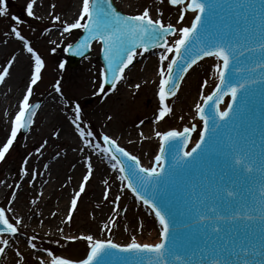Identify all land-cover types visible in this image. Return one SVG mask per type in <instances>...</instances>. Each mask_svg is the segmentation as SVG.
<instances>
[{
	"label": "snow or ice",
	"instance_id": "snow-or-ice-1",
	"mask_svg": "<svg viewBox=\"0 0 264 264\" xmlns=\"http://www.w3.org/2000/svg\"><path fill=\"white\" fill-rule=\"evenodd\" d=\"M169 3L184 6L179 16L181 22L187 12L194 14L190 26L177 28L171 23L165 24L162 19H153L147 8L140 14L124 15L113 5V0H82L81 10L74 22H62L63 33L71 34L77 29L85 33L83 41L76 46V54L82 55L84 50L91 49L93 42L102 46L107 70L102 73L99 93L105 95V85H110V90L115 91L117 85L125 79V70L133 65L137 55L142 56L154 48L163 49L159 55L157 95L160 107L156 116L157 123L173 113L169 100L177 95L189 70L206 57L218 61L215 64L218 83L214 91L210 95H202L204 104L195 106L197 115L204 122L198 142L179 155L181 148L187 149L196 125L186 126L182 131H157L155 135L162 143L151 167L143 166L139 157L128 152L108 135L102 136V147L92 130L89 128L86 131L81 126V108L79 104L75 105L76 116L72 123L83 144L93 151L98 150L97 154L103 153L112 170L119 173L121 191L129 189L138 201L154 213L160 225V240L157 243H140L132 237L130 243L121 245L111 238L100 240L93 235L66 237L70 241H86L88 253L85 258L74 261L54 256L49 251L50 264H116L117 259L120 264H264V126L261 127L260 150L257 151L256 140L252 139L253 132L244 124V104L249 90L257 86L264 96V0H259V7L256 6V0H169ZM35 4L36 0H30L27 4L29 16L34 15ZM9 14L7 0H0V17ZM12 19L17 24L22 23L18 17ZM60 20V16H54L55 22ZM213 26L215 31L210 30ZM12 32L24 41L27 52L34 59V65L10 137L0 147V162L5 160L6 154L13 148L18 133L29 129L34 123L40 104L33 106L30 98L34 86L42 79V69L45 67V61L21 32L16 27L12 28ZM169 37L175 39L170 42ZM67 47L68 50L73 49L71 44ZM138 49L142 51L138 53ZM14 61L15 57L0 72V84L10 75ZM59 67L63 69L64 64L61 63ZM207 84L204 81L203 86L207 87ZM135 87L139 89L140 84ZM55 90L61 92L59 82ZM226 96L231 97V103L225 110H220L219 106ZM223 128H230L234 133L228 137L226 151L223 153L227 157L228 167L246 179L258 176L257 186L254 191L244 189L231 177L217 178L215 172L205 171L200 180L191 185L193 201L189 211H195L192 222L185 225L188 229H196L198 236L190 242V247L181 248L173 231L174 216L166 200L167 189L182 171L199 170L204 161L211 159ZM169 153H172L175 161L171 167L167 166L166 160ZM27 163L25 160L24 164ZM86 166L87 174L83 177L79 191L71 199L67 222L72 221L77 202L93 175L91 157L87 158ZM28 174L24 169L23 175ZM32 178L35 179L34 174ZM16 187L19 188V185ZM107 195L106 191L105 199ZM15 199L14 192L12 200ZM119 200L120 196H117L113 202L116 212L120 211ZM11 210L9 207L8 211ZM21 222V219H16L15 223L10 222L5 208L0 207V257L5 256L6 250L10 248V240L4 238V235L15 238L20 232ZM114 227L115 218H110L103 225L108 233ZM36 239V236H31L28 245L40 251L33 242ZM117 253L131 256L117 257ZM16 255L22 264L23 256L18 249ZM40 264H45V261L40 260Z\"/></svg>",
	"mask_w": 264,
	"mask_h": 264
},
{
	"label": "rangeland",
	"instance_id": "rangeland-1",
	"mask_svg": "<svg viewBox=\"0 0 264 264\" xmlns=\"http://www.w3.org/2000/svg\"><path fill=\"white\" fill-rule=\"evenodd\" d=\"M70 1L74 0H48L47 12H45L46 15L34 14L33 16H29L27 14L26 7L30 0H7L10 14L6 17H0V72H2L3 66L6 63L11 61L13 57L16 58L19 51L24 50L28 55H31L27 52L24 42L18 39L12 32V28L16 27L34 48V50L45 61V67L42 69V80L34 88L33 96L30 98V103L32 105L40 103L42 109V106H44V103L48 98L56 99V101L58 99L63 107L65 119L71 121H73L76 116L74 111L75 105L79 104L81 108V120L83 121L81 126L84 127L86 131L90 128L95 134V139L99 141L103 147L104 145L101 139V133L104 132L107 127L113 132H119L122 130L126 131L127 129L141 130V126L146 119H149L150 117L153 119L157 116L160 107L157 95L158 84L153 83L151 86L150 84L145 83L140 86L139 89L133 88L128 92V88L121 85L123 82L122 80L115 91L105 88L107 95L99 93V87L103 80L102 73L104 72L99 61V54L101 51V45L99 43H95L93 45L91 57L81 61L76 68L68 67L66 65L67 46L69 44H74L78 40L82 34V30H73L71 34L65 33L62 39L53 43L48 40L45 32L53 24L62 26L61 22H63V19H61L60 22H55L54 16L58 15L60 18L62 15L64 16V14H66L69 10ZM152 4H157L160 7V11L157 15L151 14L153 19L159 18L162 19L165 24L171 23L173 25L174 17L179 20V16L181 14L180 10L170 6L168 0H163V2H161V0H141L137 5L128 9V11H123L115 4L114 5L117 7L118 11L125 15H136L142 13L145 8L150 9ZM53 5L55 7H53ZM51 6L53 7V11L50 14L49 10ZM161 13H163V15H160ZM12 17H18L22 23L17 24ZM191 19L192 15L190 13H186L184 21H178L180 22L178 28L182 26H189ZM174 39L175 37H169L170 42ZM8 40L9 42H7ZM5 44H8L6 52L3 50V48H5ZM53 49H55V51H53ZM162 52L163 50H157L149 56L157 55L159 57ZM135 59L136 64L128 71V73H137L139 76L141 68L137 64L142 59V56L137 55ZM61 63L64 64L63 69L59 67ZM165 64H167V62H165ZM157 66H159V60L157 62ZM29 74L31 75V72L28 73L23 85H21L18 90L17 96L21 94L23 95V92L25 93L30 82ZM213 76H216L215 72ZM57 82H59L61 87V92L59 93L55 90ZM1 86L2 84H0V89ZM203 87L204 86L202 85L201 88ZM121 94L126 97L127 101L126 103H123L124 111H120L119 114H116V112L112 111V109L114 108L116 98ZM169 105L173 108L172 101L169 102ZM100 107L108 109L111 116V120L108 124L104 121L103 117L101 120L97 121L93 116L99 111ZM18 110L19 109H17V111ZM6 114L7 109L0 112V118L5 122L13 113H10L8 117ZM172 114L162 121V128L160 129V132H165L168 131V129L175 128V122ZM44 119V117H36L33 125L27 133L23 134L20 132L13 148L9 152L6 159L0 164V188L5 182L10 184L8 193L5 195L0 205L5 208L10 220L13 223H15L16 219H19L17 212L12 207V194L14 192V187L16 185H20L22 191L24 193L26 192V195H23L25 199L23 201L21 200V205H25L28 198H35V196H33L30 192L28 184H23V180L21 178L23 170L26 169L28 171L29 174L27 175V178H29L30 175L37 172L36 168L45 164L46 160L44 157L48 155L49 151L57 150V148L60 147V144H57L54 141V136L57 133V120L52 119L51 123H48L46 127H42ZM8 125L6 123L5 127L0 130V147L3 145L8 136ZM195 125H199L198 120L195 122ZM58 127L60 126L58 125ZM77 135V137L81 139L78 131ZM45 141H47L46 144L44 143ZM156 148V143L151 144L142 139H139L137 142L129 143L125 146V149L128 152L134 153L137 157H139V159H142L146 152L153 154ZM25 160L28 161L27 165L24 164ZM62 177H64V175H62ZM94 180L91 182V186L96 185ZM63 183H65L66 188H69L72 184L74 189L76 184L77 190L75 193L79 191V187L81 185L78 177L73 179L70 183L63 180ZM98 191V198H93L92 200H87L89 197L87 194H81V197L77 202V209L72 214L73 219L71 222H67L65 219V228L61 234L54 235L51 231L46 232L47 229L42 231V234L37 235H32L29 232H20L17 237L11 239L9 238L11 248L8 250L11 251L13 246L22 242V246L26 249V251H20L23 256L22 264H35V260L40 256L45 257L47 261L51 258L48 256L49 251L52 252L54 256L78 261L85 258L88 253V243L84 240L70 241L65 239L66 237L93 235L96 239L99 237L101 239L111 238L113 241H116V243L122 245L126 244L131 237L147 238V232L143 227L145 224V215H152L155 218L154 213H152L148 208L141 207L139 204L140 209H138L135 213L137 220H135L134 225L131 226L125 216L128 212V206L131 204L133 205L132 202H135L130 192L126 188L121 191L120 186L118 193L114 194L108 188V185L103 183L99 184ZM106 191L108 194L107 199L104 198ZM110 193H112V195H110ZM74 196H72L71 199ZM117 196H120L119 212L114 211L115 204L113 202ZM100 203L108 206L112 211L108 218L104 217L96 219V209L99 210V208H102ZM9 207L12 209L11 211H8ZM110 218L116 219V227L112 229L111 233H108L104 230L103 225L108 223ZM98 226L100 229L96 230ZM40 228L45 229L46 227L41 225ZM31 236L37 237V239L33 242L36 243L37 248L40 249V251H36L29 247L28 239ZM12 252H15L13 255L14 260L8 264H21L20 257L16 255V250H13ZM3 261L5 260L1 259L0 264H4Z\"/></svg>",
	"mask_w": 264,
	"mask_h": 264
},
{
	"label": "bare ground",
	"instance_id": "bare-ground-1",
	"mask_svg": "<svg viewBox=\"0 0 264 264\" xmlns=\"http://www.w3.org/2000/svg\"><path fill=\"white\" fill-rule=\"evenodd\" d=\"M57 1V0H56ZM141 0H114V4L123 11H128L131 7L137 5ZM69 10L64 16H61V19L68 21L69 23L74 22L78 17L79 12L82 6V0H74L69 2ZM48 0H36L34 7V14L46 15L47 12ZM183 7V6H180ZM50 14L53 11V7L50 8ZM150 14L157 15L160 11V7L157 4H152L150 9ZM193 14V13H192ZM194 19V14H193ZM192 19V20H193ZM179 20L173 18L174 26L178 28ZM62 26L58 24H53L45 32L48 40L50 42H55L62 39L63 35V23ZM9 42V40L7 41ZM3 50L6 52L8 44L4 45ZM157 55L149 56L148 54L142 55V59L138 62V66L141 68L140 75L137 73H127L125 79L121 83L124 87L128 88V92L136 88V84L147 83L151 86L153 83H159L157 62L159 59ZM218 62L215 58H209L204 62H200L197 65L193 66V69H190L183 83L180 86V90L177 95L171 99L173 102V114L172 117L175 122L176 130L188 126L190 124H195L198 119L195 106L197 104H203V96L210 95L211 91L214 89L215 85L218 83L217 75L214 77L215 64ZM7 64V63H6ZM6 64L3 66L6 67ZM34 59L26 53V51L21 50L17 54L15 61L13 62V67L11 68L10 75L5 78V82L2 84L0 89V112L4 109H7V117L10 113L14 112L11 118L5 122L0 118V130H2L6 123L9 124V128L13 126L14 118L16 116V110L19 108L20 102L24 95H18V90L21 85H23L24 80L26 79L28 73L33 69ZM135 65V62L130 67L132 68ZM29 71V72H28ZM30 75V74H29ZM213 79V80H212ZM207 81V87L201 88L204 84L203 82ZM211 88V89H210ZM209 90V91H208ZM158 92V88H157ZM126 97L121 94L118 96L114 102V108L112 111H115L116 114H119L120 111H124L123 103H126ZM110 111V109H109ZM63 107L61 106L60 101L53 98H48L44 106H42L41 111H39L37 117H44V124L42 127H46L48 123H51V120H57V133L59 135L54 136V141L57 144H60V147L57 150L49 151L48 155L44 157L45 164L41 167L36 168L37 172L34 173L35 179H33V174L29 176L23 175L22 180L23 184H28V188L35 198H28L25 205H21V200L23 201L26 195L21 186L19 188L14 187V192L16 199L13 200L12 207L17 212L19 219H21L20 232H29L32 235L42 234L44 230L46 232L51 231L54 235L61 234L60 229L65 228L66 216L70 208L71 197L74 196L75 191L77 190V185L75 184V189L71 184L69 188H66L65 183H70L75 178H79V183L83 181V177L87 174V158L91 157V162L93 165V175L88 183L85 185L84 193L87 194L88 199L92 200L93 198H98L99 184H105V181H108V188L112 193L117 194L120 188V181L118 179L119 173L113 171L111 164L104 156V154H97V151L86 147L83 144L82 139H79L77 136V130L75 125L71 120H66L63 114ZM94 118L99 121L104 118V121L108 124L111 120V116L107 108H101L94 115ZM182 117V119H181ZM67 121V123H66ZM102 121V122H104ZM7 124V125H8ZM181 124V125H179ZM183 124V125H182ZM58 125L60 127H58ZM182 126V127H181ZM162 128V121L157 123L156 116L151 119H146L141 126V130L138 129H127L126 131H111L108 127L101 133V135H108L111 138L115 139L117 143L125 148L126 145L132 142H137L139 139L146 140L147 142L154 144L156 143L157 148L153 154L146 152L144 157H142L141 163L145 167H151L154 162V158L158 155L160 147V138H158L155 133L160 131ZM174 128V129H175ZM199 128V130H198ZM202 122L196 127V133L189 144V149L195 145L198 138L201 135ZM168 129V130H174ZM143 133V136H141ZM61 150V151H60ZM136 150V149H135ZM60 151V152H59ZM137 151V150H136ZM134 154V153H132ZM47 166V167H45ZM64 175V177H62ZM95 179V180H94ZM103 179V180H102ZM95 181L96 185L91 186V182ZM10 184L5 182L0 188V203L3 201L5 195H7ZM13 192V193H14ZM42 193V194H41ZM110 193V195H112ZM84 194V195H85ZM35 200L36 203L33 204L32 201ZM133 205L128 206V212L125 215L128 223L133 226L137 216L135 213L140 209L139 204L132 202ZM102 208L99 210L96 209V219L99 218H108L112 211L108 206L100 203ZM146 212V211H145ZM147 213V212H146ZM128 216V218H127ZM44 225L46 228L41 229L40 226ZM144 229L147 232V238H136L140 243H156L160 240V226L156 223V219L151 215H145V224ZM99 226L96 230H99ZM70 230V228H69ZM99 237V236H97ZM25 239V237H24ZM97 239H101L100 237ZM132 239V237H131ZM131 239L126 243H130ZM124 244V245H126ZM23 243L13 246L12 250H6V257L3 256L2 259L4 264L13 262L14 253L13 250L17 249L19 251H26L22 246ZM11 248V246H10ZM40 260H44L45 264L50 263L51 259L46 261V258L40 256L35 260V264H40Z\"/></svg>",
	"mask_w": 264,
	"mask_h": 264
},
{
	"label": "water",
	"instance_id": "water-1",
	"mask_svg": "<svg viewBox=\"0 0 264 264\" xmlns=\"http://www.w3.org/2000/svg\"><path fill=\"white\" fill-rule=\"evenodd\" d=\"M257 6V5H256ZM72 58L69 60V66L75 67L79 64V62L90 55L89 50H84L83 54H76V49L71 50ZM243 59V58H242ZM110 75V73H109ZM111 78V76L109 77ZM213 91V90H212ZM211 91V93H212ZM210 93V94H211ZM250 97H247L246 102L244 104L245 108V115H244V124L246 127H249L250 130L253 132L252 139L256 140V150H260V133H261V127L264 126V96L261 95V92L258 90L257 86H253L249 90ZM230 103V98H227L224 103L221 105V110H225L226 106ZM223 123V122H220ZM186 127V126H185ZM187 127H192L191 125H188ZM176 130V128H175ZM169 131V130H168ZM230 135H234L233 131L230 128H223L220 130L219 135V142L214 146L217 151H226V146L228 143V137ZM179 144L180 142H175ZM122 147V146H121ZM194 147V146H192ZM191 147V148H192ZM223 152V153H224ZM216 154V151L213 153V155ZM135 155V154H133ZM212 155L210 160H207L208 166L206 170H210L212 172H215L217 174V178L224 177V179L232 178L237 184H241L244 189H250L255 190L257 186V181L259 180V177L257 176L255 179H246L239 175V173H233V170L228 167V162L224 161L222 156L218 157L215 160V157ZM227 159V157L225 156ZM220 161V165H217L216 167H213L214 161ZM205 170V171H206ZM204 173V172H203ZM202 173V174H203ZM201 174V175H202ZM201 175H196L194 177L190 178L189 181V191L191 190V185L194 183H197ZM181 200L184 201L185 207H184V216L181 218L182 221V227L185 228V225L192 222V216L194 215V209L192 212L189 211V208L192 207V201L193 197L189 193L186 194V196H182ZM174 210L176 211V207H174ZM174 234L178 238V245L181 248H186L191 246V241L194 237L198 236V231L196 229H184V230H178L176 232V228L173 227ZM100 240H106V239H100ZM116 242V241H114ZM159 242V241H158ZM157 243V242H156Z\"/></svg>",
	"mask_w": 264,
	"mask_h": 264
}]
</instances>
